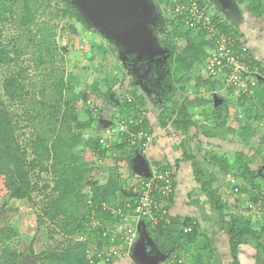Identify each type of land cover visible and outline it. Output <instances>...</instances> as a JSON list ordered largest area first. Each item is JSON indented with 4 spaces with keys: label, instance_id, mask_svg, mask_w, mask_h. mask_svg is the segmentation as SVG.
<instances>
[{
    "label": "trees",
    "instance_id": "1",
    "mask_svg": "<svg viewBox=\"0 0 264 264\" xmlns=\"http://www.w3.org/2000/svg\"><path fill=\"white\" fill-rule=\"evenodd\" d=\"M54 1L56 0H0V33L1 26L7 22L15 23L20 29L10 48L7 45L0 46V64L12 65L28 55L34 71L33 76H30L28 69L19 67L18 71L8 75L3 82L9 102L22 109V113L10 112L9 106L0 101V192L8 198L26 199L31 202L34 199L33 192L36 186L30 179L31 172L36 169L51 170L55 176V183L51 193L45 194L46 196L42 198L43 214L57 224L59 234L70 240L41 251L38 254L40 258L33 264H111L113 256H109V252L113 247L121 246L125 242L122 233H117L115 230L120 227L125 230L126 221L123 218L126 215H133L134 199L138 192L134 194L132 192L128 198L123 197L122 193L127 188H124L117 172L110 174L105 184H98L91 177L95 164L92 159L95 155L97 157L100 151L102 152L100 155H103L106 148H117L122 151L128 147L132 151L145 154L141 141L132 134H136L138 130L150 133L152 128L146 116L142 115L145 113L144 107H141L142 97L128 93L121 101L128 107L136 108L138 113L136 119L132 120L140 122L130 123V119L126 117L125 121L129 128L126 132L119 135L108 147H103L99 143L101 131L92 127V111L74 102L78 95L71 91L70 81H64L62 70L58 68L60 58L52 40L53 27L42 23L34 30L39 16L49 9ZM158 1L164 2V9L171 16L170 22L174 24L173 31L168 34L165 44L168 47L167 60L172 66L170 74L164 78L165 82L169 83L172 89H175L173 86L175 82L181 83V89H184L193 80L196 87L212 88L217 81L202 78L199 71L206 63L209 49L214 46L215 36L187 24L193 17L189 10L181 11L180 7L194 1L197 7L204 8L207 1ZM235 1L242 3L245 0ZM61 2L64 5L56 10V13L60 14L56 16L74 18L84 23L83 16L71 0ZM247 8L261 14L264 12V0H249ZM218 18L213 12L212 19L217 30L242 40L247 46V52L252 55V62L257 63L247 39L238 34L236 29L220 22ZM194 32L196 33L193 35ZM173 38H183L185 44L179 49L172 41ZM261 69L264 74V65ZM190 73L194 75L191 77ZM256 88L259 90L254 91L255 104L248 108L250 111L248 117L253 115V118L259 120L262 115L259 116L258 112L264 114V76L258 79ZM93 90L95 94L98 93L97 88ZM66 93L72 94L73 99L69 97L67 99ZM240 96L242 99L238 98V101L243 103L245 96ZM227 105L226 99L221 104H215L212 107L211 117L203 112L205 113L203 118L205 120L211 118L216 126H223L229 111ZM92 108L97 110L94 106ZM191 112L192 107L187 99L183 98L173 104L172 110L164 115V118L172 127L183 131L186 135L191 127H197L201 133L208 134L207 125H198L193 120ZM86 113L89 118L81 121L80 117ZM236 114L239 117L244 116L246 109L241 107L236 110ZM22 123L25 124L21 125ZM250 127L251 125H248L243 129V136L252 135L254 131H250ZM22 128L30 132L25 144L21 142V138L25 136ZM85 129H88V133L95 132V136L89 134L88 137L83 138L81 133ZM215 134L217 131L211 136ZM132 139H136L134 143ZM187 139L189 136L180 142L182 155L181 159L176 161V166L180 160L191 163L195 181L204 192L210 208L217 214L221 229L228 235L232 264H240V246L250 243H253L264 257V225L259 228L254 227L249 221L227 210L217 192L208 188L217 179L216 174L206 167L205 169L200 167L196 155L192 153L186 142ZM262 139L264 140V137ZM154 140L155 138L153 142ZM79 143H83L90 151L86 157L84 155V160L81 162L77 161L80 155L73 153V148ZM257 152L261 153L259 149ZM232 156L233 161H229L230 159L222 154L206 151L203 159L225 177L228 175L232 177V191L237 189L235 194L246 190L244 186L242 189L239 182L234 181L235 178L242 179V184L249 181L252 187L257 188L248 204H257L261 196L264 200V189L257 182L259 178L257 171L249 166V157L243 151H237ZM260 156L263 154L261 153ZM262 159L264 160V156ZM154 162L160 169L172 168L169 164L162 166L161 162ZM86 185L89 186L87 193L83 192ZM171 185L175 189L174 179ZM158 198L160 200L161 197L158 195ZM168 199L170 205L173 194ZM6 205L7 200L4 199L1 206ZM164 208L168 210L169 207L166 205ZM142 220L139 231L145 241V245L141 244L142 251L146 250L147 240H150L158 250V254L165 258L164 264H213L209 238L201 231L194 217L171 215L167 212L154 224L145 217H142ZM186 227H190V230L185 231ZM76 235L81 237L73 238ZM15 236L16 233L10 227H0V264L22 263V252L13 244ZM185 255L190 257L185 258ZM182 256L185 258L184 262Z\"/></svg>",
    "mask_w": 264,
    "mask_h": 264
},
{
    "label": "rangeland",
    "instance_id": "2",
    "mask_svg": "<svg viewBox=\"0 0 264 264\" xmlns=\"http://www.w3.org/2000/svg\"><path fill=\"white\" fill-rule=\"evenodd\" d=\"M61 1L52 2L50 8L42 12L34 30L42 23L53 27L51 29L54 33L52 40L58 51L57 56L60 58L58 68L62 70L64 81H70L71 91L78 95L74 102L86 110L92 111V127L102 132L107 125L125 122L126 117L136 119L135 116L138 113L136 108L128 107L121 100L128 93L140 95L143 99L141 107L145 109V113L142 115L146 116L156 141L151 153L147 150L153 142L145 149V154L132 151L128 147L122 151L117 148H106L103 155H100L102 153L100 151L99 155L97 157L95 155V158L92 159L95 164L91 177L98 184L103 185L110 174L117 172L124 188H127L122 196L128 198L152 176L153 170H158L159 166L154 161H160L162 166L171 165L170 170L174 175V181L179 186V190L181 189L176 194L177 204L187 206V208L193 205L199 212L198 217L202 222L201 231L211 238V240L209 238V242L212 249V263L232 264L229 248L221 246L222 242L226 243L228 235L221 229L217 214L210 208L200 186L197 188L187 187L186 182L189 179L188 185H190L193 182V175L186 168L187 176H182L181 172L186 164L181 163L182 160H180L176 166V161L181 159L182 155L180 142L189 136L186 142L192 153L196 155L200 167L202 169L209 167V170L211 169L210 171L216 174L217 179L208 188L217 192L216 194L229 212L239 215L241 219L249 221L254 227L259 228L264 225L262 203L260 205L257 203L256 209L248 208L251 195L256 193L255 189L257 188L252 187L249 181L242 184V179L235 178L234 181L239 182L242 189L243 186L246 188V190H242L243 193L241 191L235 194L232 191L233 180H230L228 176L225 177L213 166L206 164L203 159V154L209 151L222 154L229 158V161H233L232 155L237 151H243L250 159V168L257 171L259 186L264 189V160L262 159L264 156V140L262 139L264 137V114L261 111L258 112L259 116L262 115L259 120L253 118V115L248 117L250 112L248 108L255 104L254 91H258L259 88L255 86L253 93L245 96L243 103L238 101V98L242 99V96L236 89L225 87L219 82H216L212 88L208 86L196 87L193 80L184 89H181V83L175 82L173 85L175 89H172L169 83L164 80L170 74L172 67L167 60L168 47L165 44L168 34L173 31L174 24L170 22L171 16L164 9V2L126 0L127 7L133 12L135 9L137 12L139 10L144 20V25L138 27L134 32V22H127L125 24L127 27L118 26L117 23L105 16L106 12L103 14L102 10L91 4L89 0H71L83 16L84 23L78 22L74 18L56 16L58 14L56 10L64 5ZM206 1L208 11L214 12L220 22L225 23L227 27L236 29L238 34L247 39L252 54L261 68L264 65V12L258 14L257 11H250L247 8L249 0L242 3H237L235 0ZM137 32H143L144 39L139 41L140 35ZM18 33H20V29L15 23L7 22L1 26L0 46L7 45L10 48ZM172 41L179 49L185 44L183 38H173ZM28 58L29 56L25 55L15 64H0V101L9 106L10 112L22 113V109L9 102L4 92L3 82L8 75L18 71L19 67L28 69L27 72L33 76L34 71ZM199 72L205 74L203 68ZM189 75L192 77L194 74L190 73ZM93 88H97L98 93L95 94ZM65 97L73 99L72 94L66 93ZM183 98H186L192 107L193 120L198 125L206 124L208 134L201 133L197 127H191L186 135L183 131L172 127L164 118V115L172 110L173 104ZM225 99L228 102L229 111L223 126H216L213 120H210L211 118L209 120L203 118L205 113L211 117L212 107L217 103H223ZM92 106L97 110H94ZM241 107L246 109V114L239 117L236 110ZM88 118L89 115L86 113L80 117V120L85 121ZM248 125H251L250 131L254 132L251 136H243L242 131ZM87 130L82 131L83 138L88 137L89 134L95 136V132L88 133ZM22 131L25 132V136L21 138V142L25 144L30 137V132L25 128H22ZM216 131L217 134L211 136ZM257 149L263 156H260L261 153H258ZM89 152L88 147L83 143H79L73 148V153L80 155L77 159L78 162L83 161L84 155L86 157ZM187 162V165L192 168L191 163ZM30 179L36 185L33 192L34 199L31 202L26 199L8 198L0 192V227L8 226L16 233L13 244L17 245L22 252L21 264H33L40 258L38 254L41 251L70 240L59 234L57 224L47 219L42 210L44 205L42 198L46 196L45 194L51 193L55 176L51 170L38 171L36 169L31 172ZM179 182L185 183V188L183 186L180 188ZM45 187L46 190H44ZM88 190L89 186L86 185L83 192L87 193ZM4 199L7 200V205L3 207L1 203ZM160 200L161 208L164 209L166 205L169 207V199L161 198ZM196 211H194V215L197 214ZM179 212L185 214L181 210ZM190 212L189 216L192 217L193 214ZM130 221L135 223L136 219L129 217L127 222ZM121 228H116L115 231L117 233L124 232ZM79 237L81 236L76 235L73 238L78 239ZM142 241V234H136L132 245L122 244L120 246V255L128 256L129 254V261H133L132 264H151L148 257L158 255V250L150 240H147L146 247H149V249L147 248L149 256H143L144 252H140ZM130 249L132 250L129 252ZM187 257L189 258L190 255H185V258ZM239 257L241 264H264V257L253 243L241 245ZM185 258L181 257L183 262ZM116 259L117 257H113L111 264H114ZM160 259V264H164L165 258Z\"/></svg>",
    "mask_w": 264,
    "mask_h": 264
},
{
    "label": "built area",
    "instance_id": "3",
    "mask_svg": "<svg viewBox=\"0 0 264 264\" xmlns=\"http://www.w3.org/2000/svg\"><path fill=\"white\" fill-rule=\"evenodd\" d=\"M180 7L182 8L181 11L189 10L193 17L187 24L197 29H203L207 34L215 36L214 46L209 49L206 63L201 67L203 72H205V74L200 72L202 78H210L225 87L236 89L239 95L249 96L252 94L258 79L262 78L264 74L262 67L260 68L261 65L259 66L257 63L252 62V55L247 52V46L244 42L237 40L236 36L217 30L212 19L213 12L208 11L206 7H197L194 1H191V4L188 3L186 6ZM133 121L135 123L140 122L139 120H129L130 123ZM128 129L126 121H121L116 125H108L101 132L98 141L103 147H108L112 141ZM132 136L141 141V147L144 152L155 138L152 132L147 133L143 130H138ZM136 139H132V143ZM230 178L233 180L232 177ZM173 179L171 170L158 168V170L152 171V176L137 191V197L134 199L133 215H126L123 218L126 221V224H124L126 228L122 230L124 231L122 232V237L125 239V245L130 246L134 243L136 234H138V225L143 222L142 217L154 224L167 213L165 208H161L158 195L163 199H168L173 194L174 189L171 185ZM262 198L261 196L258 203L259 205L262 203V208H264V200ZM257 205L248 204V208L256 209ZM129 217H134L136 222H127ZM184 229L189 231L190 227ZM108 255L117 258L123 256V254L120 255V246L113 247Z\"/></svg>",
    "mask_w": 264,
    "mask_h": 264
},
{
    "label": "crops",
    "instance_id": "4",
    "mask_svg": "<svg viewBox=\"0 0 264 264\" xmlns=\"http://www.w3.org/2000/svg\"><path fill=\"white\" fill-rule=\"evenodd\" d=\"M154 145H156V141L154 140V142L151 144V146L148 148V152L149 153H151V150L153 149V146ZM179 157V156H178ZM180 158H181V156H180ZM160 162V161H159ZM180 163V162H179ZM181 163H184V164H186L185 165V167H184V169H183V171L181 172V175L182 176H187V169L188 170H190L191 171V174L193 175V172H192V168H190V166L189 165H187L188 164V162L187 161H182ZM206 164H208L207 162H205ZM209 165V164H208ZM210 166V165H209ZM181 167H182V165H181ZM187 168V169H186ZM207 169H209V167H207ZM211 170V169H210ZM180 173V172H179ZM189 176V175H188ZM193 177V182H191L190 183V185H188L189 184V179H188V177H187V182H186V184H187V187L189 186V188H197V186H199L198 184H197V182L195 181V179H194V176H192ZM191 177V178H192ZM190 178V177H189ZM192 180V179H191ZM179 184H180V188L183 186L184 188H185V183L183 184V182H179ZM178 191H181V189L179 190V186H177V185H175V193L173 194L174 196H173V199H172V203L169 205V209H168V213L169 214H171V215H176V214H178V215H181V216H189V212H190V214H193L194 213V211H196V209L194 208V206L192 205L190 208H187V206H183V205H181L180 203V205H178L177 204V200H178V197L176 196V194H177V192ZM179 206V207H178ZM181 208V209H180ZM179 210H181L182 212H184L185 214H183V213H181V212H179ZM196 215H192V217H194L195 218V220H197V222L199 223V227H200V229L202 228L201 227V225H202V222L200 221V218L198 217V214H199V212H197L196 211ZM200 215V214H199ZM208 238H210V236L208 235L207 236ZM215 238H217L216 236H215ZM210 240H211V238H210ZM136 244V243H135ZM219 245V244H218ZM221 246L222 247H225V246H227L228 247V238H227V241H226V243L225 242H222V244H221ZM132 248V247H131ZM146 248V247H145ZM229 248V247H228ZM132 249H130L129 250V252L131 251ZM140 252H142V249H141V247H140ZM143 252H144V254H143V256H149V254H147V248H146V250H144L143 249ZM159 255L160 254H158V255H154V256H149L148 258H149V261H151V264H160L161 263V259L160 258H163L161 255H160V257H159ZM125 256H127V255H125ZM125 256H122V257H120V258H117L116 260H115V262H114V264H132L133 263V261H129L130 259H129V257L128 256H130L129 254H128V256H127V258H125ZM123 258H125V259H128V260H125V259H123ZM240 258V257H239ZM155 259H156V261H155ZM167 259V258H166ZM119 260H120V263H119ZM165 261V260H164ZM135 264V263H134ZM142 264V263H141ZM241 264V263H240Z\"/></svg>",
    "mask_w": 264,
    "mask_h": 264
},
{
    "label": "water",
    "instance_id": "5",
    "mask_svg": "<svg viewBox=\"0 0 264 264\" xmlns=\"http://www.w3.org/2000/svg\"><path fill=\"white\" fill-rule=\"evenodd\" d=\"M89 1L91 2V4L95 5L96 7H99L102 10L103 14L106 12L105 16L109 17L112 20V22L117 23L118 26L123 25L127 27L125 25L127 24V22L129 21L134 22L133 31L135 32L138 27L144 25L142 13H140L139 10L137 12V9H135L134 12L131 11L126 5V0H89ZM137 34L140 35L139 41L144 39L143 32H137ZM136 46L138 47V45ZM141 226L142 223L138 225V232L140 231ZM142 243H144L145 245L144 237ZM146 248L149 249V247Z\"/></svg>",
    "mask_w": 264,
    "mask_h": 264
}]
</instances>
